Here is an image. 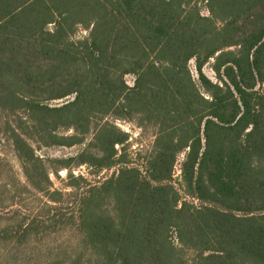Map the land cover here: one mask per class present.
<instances>
[{
  "label": "trees",
  "instance_id": "16d2710c",
  "mask_svg": "<svg viewBox=\"0 0 264 264\" xmlns=\"http://www.w3.org/2000/svg\"><path fill=\"white\" fill-rule=\"evenodd\" d=\"M0 118V264H264V0H0Z\"/></svg>",
  "mask_w": 264,
  "mask_h": 264
},
{
  "label": "rangeland",
  "instance_id": "374dc122",
  "mask_svg": "<svg viewBox=\"0 0 264 264\" xmlns=\"http://www.w3.org/2000/svg\"><path fill=\"white\" fill-rule=\"evenodd\" d=\"M202 12L203 14H208V11L206 10V8H202ZM77 36H83L87 34V31L85 30V28H80L78 30V32L76 33ZM213 62L214 59H211L210 61H208L205 66H204V71L205 73L214 81H217V76L215 71L213 70ZM190 68L193 72V75L197 78L198 74H197V70H196V62L194 59L190 60ZM126 79L130 84H133V80H134V75L133 74H128L126 75ZM72 96L66 97V98H61V99H57V100H53L51 101L52 104H59L62 102H65L67 99L71 98ZM1 120V118H0ZM119 125L130 132L131 134V141H132V150H135L138 147H149L153 141V132L151 128H148L146 130H141L140 127H138L136 124L132 123V122H127V121H122L119 123ZM71 131H67L66 134L70 133ZM34 146L37 148V152L46 156H54V157H67L70 155L75 154L78 150L79 147L78 146H67V145H63V146H51V147H39L37 143H34ZM183 154L180 156L179 161L176 163L175 165V173H174V177L176 178V180L180 181L181 180V176H180V172H181V160H182ZM9 168L10 171L8 172H4V175L7 176L8 173H12L15 176H21V170L19 168V164L17 163V161L13 158H11V163L8 164V166H6V168ZM114 171V168L111 169H104L100 172L98 177H105L108 176L110 174H112V172ZM73 172L77 175V174H84L89 176V168L85 165L82 166H78L75 167L73 169ZM67 175H68V171L66 169H62L59 171V175H55V174H51L53 183H54V187L56 188H63L66 189V183H67ZM184 195V198H187L189 200H193V197L191 196H187L184 194V192L182 193ZM39 196V195H38ZM41 197V196H40ZM25 204L27 206H33V204H35L36 202H38L37 197L35 196V194H26L25 196V200H24Z\"/></svg>",
  "mask_w": 264,
  "mask_h": 264
}]
</instances>
